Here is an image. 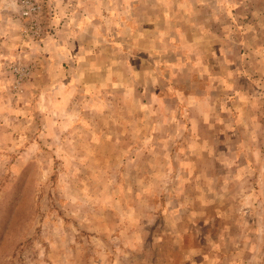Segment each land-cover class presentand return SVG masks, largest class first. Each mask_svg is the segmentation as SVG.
<instances>
[{
  "label": "rangeland",
  "instance_id": "1",
  "mask_svg": "<svg viewBox=\"0 0 264 264\" xmlns=\"http://www.w3.org/2000/svg\"><path fill=\"white\" fill-rule=\"evenodd\" d=\"M0 0V264H264V0Z\"/></svg>",
  "mask_w": 264,
  "mask_h": 264
},
{
  "label": "built area",
  "instance_id": "2",
  "mask_svg": "<svg viewBox=\"0 0 264 264\" xmlns=\"http://www.w3.org/2000/svg\"><path fill=\"white\" fill-rule=\"evenodd\" d=\"M22 10L21 15L24 18H32V15H35L38 12V7L32 3L30 0H24L22 2Z\"/></svg>",
  "mask_w": 264,
  "mask_h": 264
}]
</instances>
